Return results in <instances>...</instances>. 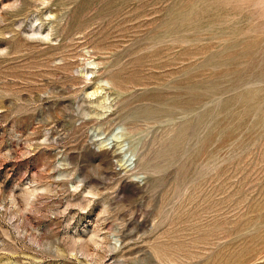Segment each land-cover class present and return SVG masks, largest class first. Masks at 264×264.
Segmentation results:
<instances>
[{"label": "rangeland", "instance_id": "rangeland-1", "mask_svg": "<svg viewBox=\"0 0 264 264\" xmlns=\"http://www.w3.org/2000/svg\"><path fill=\"white\" fill-rule=\"evenodd\" d=\"M0 264H264V0H0Z\"/></svg>", "mask_w": 264, "mask_h": 264}]
</instances>
